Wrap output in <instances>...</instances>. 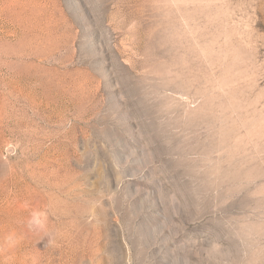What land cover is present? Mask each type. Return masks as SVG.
Here are the masks:
<instances>
[{
	"label": "rangeland",
	"instance_id": "374dc122",
	"mask_svg": "<svg viewBox=\"0 0 264 264\" xmlns=\"http://www.w3.org/2000/svg\"><path fill=\"white\" fill-rule=\"evenodd\" d=\"M10 232L0 264H264V0H0Z\"/></svg>",
	"mask_w": 264,
	"mask_h": 264
},
{
	"label": "clouds",
	"instance_id": "9594fccd",
	"mask_svg": "<svg viewBox=\"0 0 264 264\" xmlns=\"http://www.w3.org/2000/svg\"><path fill=\"white\" fill-rule=\"evenodd\" d=\"M28 227L33 231H44L46 233V237L48 238L45 245L46 249L56 246L57 234L48 230V217L46 213H38L34 211L28 220ZM21 239L22 237L17 236L15 232L6 234L3 238V242L0 243V254L15 249L19 245ZM8 259H11V257H8ZM25 259H30L32 264H36L37 258L34 255L26 256Z\"/></svg>",
	"mask_w": 264,
	"mask_h": 264
}]
</instances>
